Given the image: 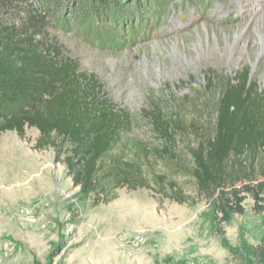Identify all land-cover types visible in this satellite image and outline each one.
<instances>
[{"label": "trees", "instance_id": "obj_1", "mask_svg": "<svg viewBox=\"0 0 264 264\" xmlns=\"http://www.w3.org/2000/svg\"><path fill=\"white\" fill-rule=\"evenodd\" d=\"M215 1L0 0V139L38 131L34 149L52 150L79 196L95 206L112 203L123 189L154 192L151 177L166 199L192 205L178 182L155 170L165 164L189 177L217 212L243 214L244 195L255 202L264 195V91L249 69L234 77L209 70L203 83L191 77L187 98H149L133 115L51 36L53 21L72 17L99 45L117 44L118 32L103 30L108 24L130 40L151 41L170 15L181 11L186 21L192 9L206 14ZM142 124L153 142L135 135ZM251 257L264 264V245Z\"/></svg>", "mask_w": 264, "mask_h": 264}, {"label": "rangeland", "instance_id": "obj_2", "mask_svg": "<svg viewBox=\"0 0 264 264\" xmlns=\"http://www.w3.org/2000/svg\"><path fill=\"white\" fill-rule=\"evenodd\" d=\"M128 10L135 15L131 3ZM171 20L151 41L130 40L108 24L103 30H116L117 44L99 45L72 17L53 21L51 36L133 115L149 98H187L189 78L203 83L209 70L234 77L249 69L264 91V0H216L206 14L192 9L187 21ZM141 126L135 135L153 142ZM38 137L30 129L25 139H0V264H253L251 251L264 245V195L260 202L244 195V213L226 217L198 196L189 177L161 164L155 170L178 182L192 205L166 199L151 177L154 192L123 189L112 203L95 206L79 196L52 150L34 149Z\"/></svg>", "mask_w": 264, "mask_h": 264}, {"label": "bare ground", "instance_id": "obj_3", "mask_svg": "<svg viewBox=\"0 0 264 264\" xmlns=\"http://www.w3.org/2000/svg\"><path fill=\"white\" fill-rule=\"evenodd\" d=\"M262 30H263V32H262L263 34H261ZM258 37H260V46H261L260 56H263L264 55V26H263V28H260L258 30ZM247 49H248V47H247ZM249 49L252 50L253 47H250Z\"/></svg>", "mask_w": 264, "mask_h": 264}]
</instances>
